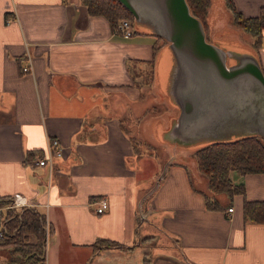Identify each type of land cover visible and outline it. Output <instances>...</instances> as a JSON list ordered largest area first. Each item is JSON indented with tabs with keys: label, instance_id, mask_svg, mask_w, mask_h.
Masks as SVG:
<instances>
[{
	"label": "crops",
	"instance_id": "0c3cea01",
	"mask_svg": "<svg viewBox=\"0 0 264 264\" xmlns=\"http://www.w3.org/2000/svg\"><path fill=\"white\" fill-rule=\"evenodd\" d=\"M232 2L246 18L264 7V0ZM217 3L214 43L254 55L264 72V31L255 50L253 38L232 23L226 0ZM228 22L227 34L220 26ZM174 65L169 43L145 31L126 39L80 0H0V197L25 196L45 213L54 229L45 264H264V223L246 221L243 212L245 200L264 201L262 174L232 173L246 193L215 196L223 207L215 210L206 207L207 183L191 149H180V161L160 181L143 178L144 169L158 172L157 154L136 146L161 131L169 136L176 121L144 120V106L167 93ZM247 120L242 132L264 134V114ZM54 139L62 156L52 167L36 165ZM103 197L109 207L99 214ZM5 212L0 208V221ZM146 236L170 242L94 246L108 239L133 247Z\"/></svg>",
	"mask_w": 264,
	"mask_h": 264
},
{
	"label": "water",
	"instance_id": "95a60500",
	"mask_svg": "<svg viewBox=\"0 0 264 264\" xmlns=\"http://www.w3.org/2000/svg\"><path fill=\"white\" fill-rule=\"evenodd\" d=\"M118 1L138 25L165 39L174 55L168 95L179 106L180 114L168 134L171 139L175 135L184 140L173 138L175 146L188 147L244 134L264 137L242 132L247 119L264 114V72L255 56L234 54L209 42L187 0ZM229 59L236 63L229 65ZM258 98L261 99L257 101Z\"/></svg>",
	"mask_w": 264,
	"mask_h": 264
},
{
	"label": "trees",
	"instance_id": "16d2710c",
	"mask_svg": "<svg viewBox=\"0 0 264 264\" xmlns=\"http://www.w3.org/2000/svg\"><path fill=\"white\" fill-rule=\"evenodd\" d=\"M87 7L88 13L103 16L113 28L122 19L135 22L132 13L118 0H80ZM192 14L203 24L207 31V18L211 0H187ZM232 23L238 29L253 38L255 50L262 48L264 31V7L257 17H243L234 6L232 0H226ZM136 25H138L136 23ZM139 27H142L138 25ZM135 27V33L141 32ZM145 33L153 34L149 29ZM154 35V34H153ZM159 39L162 37L157 36ZM207 40L208 39L206 33ZM193 148L197 169L205 178L209 193L204 195L208 209H222L215 196L225 194L230 200L236 195H245L244 183H236L231 179L232 173L239 175L262 174L264 176V137L258 135H238L226 140H214L204 144L188 146ZM138 146H136V149ZM38 153L37 155H39ZM33 157L30 153L28 158ZM11 196L0 197V208H6L5 216L0 221L2 237L0 249L8 250L4 264H45L46 239L53 234V227L47 221L45 213L36 207L24 206L19 209L10 208ZM243 212L246 221L264 223V201L245 200ZM48 225V228H47ZM47 228V230H46ZM153 236H146L133 247L108 239H99L94 245L99 249L134 250L137 246L154 241ZM154 243V242H153ZM149 261V254L144 256Z\"/></svg>",
	"mask_w": 264,
	"mask_h": 264
},
{
	"label": "rangeland",
	"instance_id": "374dc122",
	"mask_svg": "<svg viewBox=\"0 0 264 264\" xmlns=\"http://www.w3.org/2000/svg\"><path fill=\"white\" fill-rule=\"evenodd\" d=\"M217 2H218V0H211V5H210L211 14L208 13V18H207V22H208L207 25L208 26L206 28V30H207L206 33H207L208 39L211 42H214V40H215L214 38H215V35L217 33V32L214 33V24H216V22H218V20L220 18L219 16H221L220 11L218 10V6H217L218 3ZM221 2H222V0H221ZM216 6H217V10H216ZM209 15H211L210 18H209ZM211 18H212V23L210 21ZM128 20H130V19H128ZM130 21L132 22L134 27L138 26V25H136V21L135 22L132 21V20H130ZM222 23L225 24V21H223ZM228 24H229V22L226 23V25H224V26H220V29L221 30L224 29V32H226L227 34H228V29L225 28V27H227ZM138 29L141 30V31H147L148 29L151 30L150 28L143 27V26L142 27L138 26ZM221 40H225L226 41V38L225 39H221ZM159 41H161V43H168L165 39H163V40L159 39ZM219 43H221V42H219ZM215 44H216V42H215ZM235 63H236V60H233V59H229L228 60V64L229 65H234ZM159 98H160V96H158V99ZM158 99H155V100H157V102L156 101L152 102V101L147 100V101H149L148 104L151 107L144 106V113H143L144 115L142 116V119H144V120L145 119H150L151 115H152V117H154V120H155V118L157 116L158 117H162L163 116L166 119H167V117L169 119H172V118L176 119L179 116L180 108L176 104V102L172 99L171 95L170 94L168 95V91H167V93L166 92L164 93V95L162 96L160 101H158ZM260 99L261 98H258L257 101L260 100ZM257 101H256V105H259L262 108L263 107L262 102H258L257 103ZM145 108H148L146 112H145ZM129 119H131V118H129ZM157 119H159V118H157ZM238 127L239 126L237 125V126L233 127V129H237ZM132 129H133V127H132ZM162 132L163 131H161V133H159L156 137L154 135H151L152 139L149 136H147V140H142L141 143L138 144V148H137V153L142 151V153L144 154L146 152L153 151V152H155L157 154V156H155V157H156V161L158 163L157 164L158 172L156 173V168L155 167H153V169H149L147 171H145V169H144L145 172L143 171V173H144L143 178L148 180V181L153 180V183L163 179L165 173L167 172V168H170L172 166V165H170L172 163V161H174V160L177 161L180 158V156H181V152H179L180 149H186V148L187 149H191L192 152H191L190 156L192 158H194L195 150L193 148L185 147V145L184 146H173V144L175 142L173 141V139L170 138L172 136L171 135H169V136L168 135L161 136L160 134H162ZM173 138H176V139L180 140L181 142L184 141L180 136L173 135ZM171 146L172 147H177L179 150L175 151V150H173V148ZM181 159H184V157L182 156ZM178 161H180V159ZM193 161H195V158H194ZM195 163H196V161H195ZM168 165H170V166L168 167ZM196 166H197V164H196ZM138 223H139V226L142 227V233L146 232L148 221H142L141 223L140 222H138ZM138 223L136 225V228L138 226ZM161 238H162L161 240H159V238H158L156 242L154 240V245H157V243H161V242H170L169 240H167L163 236H161ZM7 253L6 252L4 253L5 254L4 255L5 258L8 257L9 253L8 254ZM0 258H1V256H0Z\"/></svg>",
	"mask_w": 264,
	"mask_h": 264
},
{
	"label": "built area",
	"instance_id": "2783aa9c",
	"mask_svg": "<svg viewBox=\"0 0 264 264\" xmlns=\"http://www.w3.org/2000/svg\"><path fill=\"white\" fill-rule=\"evenodd\" d=\"M11 20H13V19L10 18L8 20V23ZM116 29L121 34V36H123L126 39L131 38L135 33V27L132 24V22L128 19H122L120 22H118ZM23 70L25 72H30L31 67L26 66V67H24ZM62 153H63V150L61 148L60 141L57 139H54L50 142V145L48 148V154L45 155L44 157H37L34 161H35L36 165H38V166L52 167L54 158L62 156ZM28 204L29 203H28L27 198L25 196L15 195L13 197V201L9 207L19 209V208H22L24 206H29ZM97 204H98L97 213L101 214V213H104L108 209L109 200H108V198L103 197L99 200V202ZM233 210H234L233 207H230L228 209L229 212H233ZM47 228H48V225H47ZM47 228H46V230H47ZM0 237H2L1 229H0Z\"/></svg>",
	"mask_w": 264,
	"mask_h": 264
}]
</instances>
